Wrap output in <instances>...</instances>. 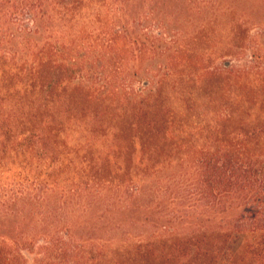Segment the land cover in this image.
<instances>
[{"label": "trees", "instance_id": "trees-1", "mask_svg": "<svg viewBox=\"0 0 264 264\" xmlns=\"http://www.w3.org/2000/svg\"><path fill=\"white\" fill-rule=\"evenodd\" d=\"M137 1L143 11L134 10ZM165 4L0 0V159L12 164L19 160L29 178L12 196L15 207L0 204V218L12 217L11 232H16L15 238L0 235V264H19V252L37 240L43 242L37 264H45L52 253L64 258L63 264H128L162 257L170 249L183 257L206 254L210 246L218 248L221 264H264V147L257 141L264 138V127L239 129L235 140L225 143L236 153L201 165L194 178L197 185L188 184L190 193L178 196L187 206L176 213L177 219L189 233L182 235L184 231L171 224L130 237L132 233L118 226L119 238L99 237L115 228L114 216L107 219L111 210L130 211L131 199L134 203L150 196L142 186L149 182L148 164L159 165L153 161L154 153L163 149L159 142L188 135V85L238 81L250 73L227 65L209 71L205 53L189 46L206 40L205 32L235 14L238 6L219 4L217 15L188 38L184 29L174 31L158 17V7ZM152 28L159 32H150ZM170 45H178L174 53L179 59ZM229 48L220 52H232ZM154 51L161 57L156 69L140 67L144 56ZM112 54L141 60L138 69L127 78L128 66L120 65L117 71L124 67L126 76L113 81L108 74ZM97 59L102 60L98 70L80 75L81 66ZM140 80L141 89L134 90L131 83ZM222 112L220 119L229 121L228 110ZM142 135L150 148L142 144ZM139 146L142 158L134 168L145 172L135 174H143L135 181L127 178L133 168L131 155ZM129 148L132 153L124 154ZM105 167L114 171L105 173ZM59 178L79 186L67 189ZM126 179L121 200L118 191ZM116 180L121 184L111 188ZM187 180L183 178L181 186L186 188ZM191 217H203L206 224L181 221Z\"/></svg>", "mask_w": 264, "mask_h": 264}, {"label": "rangeland", "instance_id": "rangeland-1", "mask_svg": "<svg viewBox=\"0 0 264 264\" xmlns=\"http://www.w3.org/2000/svg\"><path fill=\"white\" fill-rule=\"evenodd\" d=\"M165 2L164 8L158 7L159 9H157L158 17L163 18L174 31L184 29L188 33V38L195 34L200 25L205 24L213 17L219 4L238 6L235 14L227 15L216 24V27H212L205 32L206 40L197 45L189 46L191 49L200 50L199 53H205L204 66L209 67V71H215L227 65L231 66L234 71L242 72V70H245L250 73L246 79H239L238 81H232L236 79H231L221 82L214 79L205 81L201 88L198 87L197 83L188 85L186 91L190 93V109L187 112L188 117L185 128L188 130V135L182 139L159 142L158 147L163 149H158L157 153H154L155 158L153 159L159 165L152 167L151 163L148 164L147 175L150 176L147 179L149 182L142 186L144 194H150V196L136 197L137 199L134 200V203L133 199H131L130 203L132 206L130 211L111 210V213L107 215V219L111 220L112 216H114L113 218L117 222H115L116 225L113 231L99 233V237L102 239L119 238L120 234L116 229L118 226H122V229L132 233L131 236L129 235L130 237L138 233L148 234L153 229L171 226V224L179 229L182 224L177 219L178 214L176 215V213L183 209L181 207H186L187 203L183 204L182 201H179L178 196L187 192L190 193L192 189L190 185H197L194 182V178L196 173L199 172V167L206 162H220L224 159V155L232 157L236 153V148L225 143L235 140V134L239 129L247 131L264 127V0H172L170 2L165 0ZM138 9L140 11L144 9L141 1H137L134 8V10ZM105 22L106 20H103L99 27H102ZM239 23L242 24L241 27L238 25ZM149 31L159 32L155 28ZM170 46L173 47L172 53L176 57L177 52L174 53V49L176 50L178 45ZM224 47H230L229 49H232V52H220ZM159 54L154 51L149 55H145L140 67L156 69L157 65L160 64L161 57L158 56ZM189 55L194 58V53H189ZM178 57L180 58L177 55L176 59H179ZM138 61L141 60H134L127 55L112 54L109 58L110 68L108 74L113 81H120L126 74L121 72L124 67L121 71H117V68L126 63L125 66H128V68L125 71L128 73L127 78H129V73H133L134 70L138 69ZM101 63L102 60L99 61V59L91 61V63L88 62L81 66L82 72H79L80 75H90L91 72L87 73L86 69L98 70L100 68L98 65ZM193 80L195 79L193 78ZM141 82V80L134 81L130 86L134 90L141 89ZM222 109H227L230 113V119L227 122L223 121L224 118L220 119L224 114V112L220 113ZM141 138L142 144H145L144 147L151 145L145 136L142 135ZM257 141L264 147V138H260ZM232 144L236 143L233 142ZM141 146L135 147V152L133 150V153L130 148L124 151V154L132 153V162L129 165H133V168H129V171H131L129 176L131 177L128 176L129 178L127 179H135L137 181L139 176L143 174H135H139L142 171L145 172L142 168L140 170L134 168V164L138 163L142 158ZM12 163L10 159H0V167L4 168V170L0 168V171H2L0 172V197H2L0 204H3L4 207L7 205L8 207H15L14 203H12V196L16 194L18 189L22 190L28 185V181H26V179H29L27 178V166L23 164L20 166L19 160H16L14 164ZM125 166L128 167V163H125ZM125 166H123V170L127 171L124 169ZM112 171H114V167H109V169L105 167V173H112ZM183 178L188 179L185 185L186 188L180 184ZM127 179L122 183L123 185L118 191L119 195L122 196L121 200L126 197L124 195L126 193L127 185L125 183H127ZM110 183H113L111 188H115V184H121L118 180ZM59 184H65L68 189L72 183H64L62 178H59ZM72 185L75 184L73 183ZM108 188L110 189V187ZM109 189L107 190L110 191ZM150 200H153V203ZM4 207L0 206V209ZM146 207L148 210H146ZM170 220L172 221L171 223L169 222ZM181 221H186L185 224H206L203 217L184 218ZM216 221V219H213V223H216ZM178 223L180 224L177 225ZM13 224L14 220L12 221V217H1L0 235L15 238L16 232H11ZM185 229V226L179 229V231H184L181 233L182 235L190 232ZM42 245L43 242L37 240L32 247L23 248L19 252L21 256L19 264H37L42 255L40 249ZM170 250L164 252L162 257L157 256V258L152 260L137 258L136 260L134 259L135 261L132 260L125 263L221 264L218 261L220 252H218V248L213 246H210L209 252L206 254L198 253V255L193 256L190 253L194 259L190 255L183 257V253H174L172 249ZM190 260L191 262H189ZM64 261V258L55 257L52 253V257L47 262L45 261V264H63ZM16 264H18V261Z\"/></svg>", "mask_w": 264, "mask_h": 264}]
</instances>
